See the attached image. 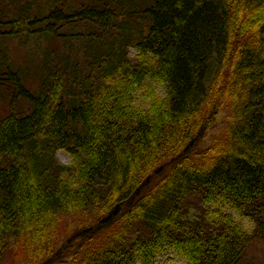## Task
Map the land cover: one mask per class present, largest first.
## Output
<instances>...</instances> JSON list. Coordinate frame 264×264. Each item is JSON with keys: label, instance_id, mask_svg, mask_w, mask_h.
Here are the masks:
<instances>
[{"label": "trees", "instance_id": "1", "mask_svg": "<svg viewBox=\"0 0 264 264\" xmlns=\"http://www.w3.org/2000/svg\"><path fill=\"white\" fill-rule=\"evenodd\" d=\"M46 1L0 8V264L264 258V0Z\"/></svg>", "mask_w": 264, "mask_h": 264}, {"label": "rangeland", "instance_id": "2", "mask_svg": "<svg viewBox=\"0 0 264 264\" xmlns=\"http://www.w3.org/2000/svg\"><path fill=\"white\" fill-rule=\"evenodd\" d=\"M78 0H60L58 3L60 6H63L66 10H72L75 9V2ZM29 6V10L33 11V9H38V6L44 7L42 11L45 10V12H48L53 7L56 6V2L52 1H39L37 0H0V8L4 9L10 18H13L14 15H16V18L19 16H22V21L18 25V31L21 33V35L29 36V40H31V43H34L36 36L40 35L38 32L37 24L35 25V28L29 29L31 27V22L33 20V15L31 12H26V14H22L21 7ZM10 20L6 19L4 21L5 28L7 31L11 29L10 26ZM86 27L81 25L78 26L75 30L72 26L65 27L64 29L68 30H74V33L82 32L85 30ZM63 29V30H64ZM38 32V33H37ZM14 44H18V40L15 41ZM14 44L10 43L11 48L10 51L15 50ZM134 53V51H133ZM159 92L162 93V90L157 87V85H154ZM136 105L142 108H148L149 102L148 100L144 99L140 94H137V102ZM55 158L58 160V162L63 164H69L72 161V157L66 152V151H59ZM221 209L222 211L225 210V212L230 213L234 219L242 225V228L244 231H251L254 228V223L250 219H244L239 214L233 210L232 208L228 207L227 205H221V204H202L199 208H193V211L191 213V216H197V217H204L207 219L208 217H211L214 219L217 216L216 211ZM205 212H207L205 214ZM74 227V223H71L67 229H72ZM246 261L245 264H264V258H263V252L261 248L256 245L252 244L248 247L247 254H246ZM14 258L10 260L7 264H22V251L19 250V248H15L13 251ZM156 264H188L187 260L174 250L166 251L163 254H161Z\"/></svg>", "mask_w": 264, "mask_h": 264}]
</instances>
